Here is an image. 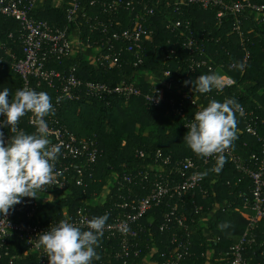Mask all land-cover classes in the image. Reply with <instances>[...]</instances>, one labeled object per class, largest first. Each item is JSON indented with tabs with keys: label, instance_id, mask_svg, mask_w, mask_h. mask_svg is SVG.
I'll list each match as a JSON object with an SVG mask.
<instances>
[{
	"label": "trees",
	"instance_id": "trees-1",
	"mask_svg": "<svg viewBox=\"0 0 264 264\" xmlns=\"http://www.w3.org/2000/svg\"><path fill=\"white\" fill-rule=\"evenodd\" d=\"M92 1H96L95 6H91ZM110 1L113 0H84L85 11L93 18L110 21L114 17L108 13L103 14L99 5L100 2ZM124 1L131 2L136 13L146 6L154 9V14L146 15L144 22L152 36L141 46L144 55L142 65L135 68L133 55L124 50L122 58L127 63L121 69H101L82 55H72L62 62L54 63L52 67L63 73H68L73 66L77 67L76 76L83 83L96 82L113 88L124 81L136 83L138 80L141 96L125 99L119 95L93 97L82 94L80 99L59 101V94L55 90L33 84L35 91L46 92L51 97L55 113L47 117L49 121H60L79 139L96 144L100 150L96 164L86 175V185L74 186L70 197L41 206V218L45 221L62 220L65 218V209L74 216L79 209L89 208L91 219L110 211L107 213V223H110L114 215L121 212L117 205L124 203L125 199L134 202L135 197H130L129 188L140 197H145L158 182L166 181L171 185L182 182L183 178L176 171L177 166L193 159L201 166V187L182 198H168L164 205L154 208L143 218L141 224L144 231L136 242L138 247L135 250L140 254L138 257L133 254L130 264H142L152 253H155V259L158 260L162 254L174 248V236L184 235L183 229L172 225L171 230L161 232L151 223H163L164 215L170 213L169 206L176 205L180 212L186 213L188 225L193 232V247L187 264H207L208 253L211 251L212 264H231V249L240 242L254 216L251 210L253 184L227 158L219 174L211 171L216 161L203 165V158L192 153L183 141L188 129L176 109H181L179 104L182 95L189 94L196 105L186 101L183 108L192 122L194 114L211 100L223 102L234 98L239 107L245 109L246 115L241 116L237 112V138L229 148L247 163H250L253 155L260 157L264 148V27L258 24L251 10L238 15L228 14L219 19L221 9L218 7L205 10L195 4L177 5L178 0ZM251 1L256 5H264V0ZM135 12L122 10L116 19L123 25L117 28L108 26L106 33L101 29L99 33L91 34L90 24L83 21L84 34L93 38L96 35L109 37L126 29L136 16ZM38 18L61 28L69 25L65 11L53 2L46 5ZM238 20L241 26L236 30ZM171 22H181V27L176 28ZM191 33L197 43L189 50L185 44ZM0 44L8 52L0 53L5 59L0 66V90L7 88L14 97L18 89H24L23 79L15 74L11 66V55L23 58L22 28L15 20L2 15ZM193 61H206L207 65L193 68ZM239 65H243V69ZM210 73L224 74L234 81V85L219 92L214 89L200 94L195 90L196 79L199 75ZM137 76L140 78L135 80ZM161 92L165 102L160 105H154L146 99L147 95ZM173 99L175 107L171 105ZM250 123L256 125V135L246 132ZM18 127L27 133L34 131L27 123V115L20 119ZM5 133L9 137L12 135L7 128ZM159 153L161 159L158 158ZM166 159H170L169 164H165ZM139 173L148 175V180L126 185L120 190L118 183L124 176L136 178ZM108 187L109 194L105 198L104 190ZM99 199H103L104 203L95 205ZM212 213L214 216L210 217ZM224 224L229 226L221 228ZM255 234L257 243L248 249L245 257L249 264H264V221L259 223ZM112 243L115 250H120L118 241ZM111 244L108 238H101L98 248L100 259L95 264H123V261L110 259V256L115 255V252L109 250ZM26 252L27 246L13 239L9 259H6L5 264L11 259H15L14 264H37V259L26 256Z\"/></svg>",
	"mask_w": 264,
	"mask_h": 264
},
{
	"label": "built area",
	"instance_id": "built-area-1",
	"mask_svg": "<svg viewBox=\"0 0 264 264\" xmlns=\"http://www.w3.org/2000/svg\"><path fill=\"white\" fill-rule=\"evenodd\" d=\"M50 2L65 11L68 26L61 28L38 18ZM178 4H195L205 10L218 7L221 9L218 14L219 19L225 18L228 14L238 15L245 13L246 10H251L254 12L258 24L264 27V5L253 4L251 0L230 2H223L222 0H178ZM95 5L96 1H92L91 6ZM99 5L103 14L108 13L114 18H111L110 21H104L100 17H91L85 11L84 0H0V15L15 20L22 28L23 58L18 59L15 54L11 55L13 59L11 66L15 74L23 79L24 89L34 90V83L38 87L45 85L59 94V101L80 99L82 94L93 97H101L105 94L119 95L125 99L141 96L140 82L137 80L140 76L135 77L136 83L124 81L113 88L102 83H83L76 76L77 67H71L68 73H63L52 67L54 63L62 62L72 55H82L83 58L101 69L107 71L121 69L127 63L122 58L124 50L133 55V66L135 68L143 64L144 55L141 46L146 39H150L152 36V33L146 29L144 22L146 15L154 14V9H149L146 6L136 13L133 4L124 0L100 2ZM125 9L131 13H136L126 29L115 32L109 37L96 35L101 29H104L103 32L106 33L108 26L111 28L121 27L123 23L116 19V15ZM83 21L90 24L91 34L96 33L94 38L87 37L84 34ZM73 25H75V28H73ZM171 25L178 28L181 27V22H171ZM240 26L241 21L238 20L236 30H239ZM187 40L185 46L187 49L192 50L197 43L192 33ZM121 46L124 47L120 49ZM1 52L8 54L7 48L2 44H0ZM4 60V57L0 54V66L3 65ZM206 65V61H193V68H201ZM210 70H212L211 67ZM222 76L224 77L223 88L234 85V81L230 77L224 74ZM181 98L182 102L179 104L181 109H176V113L188 125L191 121L187 118L183 105L186 101H190L193 105H196V102L189 94L184 93ZM146 99L154 105L165 102L163 92L157 95H147ZM174 102L173 99L171 105L175 107ZM237 112L241 116L246 115L244 108L239 107ZM0 119H3V117H0ZM46 119L49 124L50 134L48 138L51 144L61 146V155L55 163V185L46 186L45 191L38 193L39 198H23L20 204L15 205L5 217L0 218V264H5L6 259H9V250L13 239L19 240L27 246L25 255L35 257L37 264H48L47 257L35 247V239L38 235L43 234L50 225L54 226L60 220H43L40 208L70 197L73 194L74 186H85L86 175L100 156V150L96 144L85 139H79L67 127L61 125L60 121H49L47 117ZM27 123L35 131L31 113L27 115ZM186 129L188 128L186 127ZM2 131L5 134V140H7L9 136L6 135L5 129H2ZM246 132L250 135H256V125L248 124ZM223 154L253 184L251 210L254 216L249 229L240 242L231 249L233 258L231 264H249L245 253L257 243L255 230L259 223L264 221V148L260 157L257 155L251 157L250 163L236 156L230 148ZM158 158H162L161 153L158 154ZM214 161L215 157L203 158V165H209ZM164 162L169 164L170 159H166ZM200 168L201 166L193 159L181 162L176 171L183 178L182 182L174 185L166 181L158 182L145 197H140L129 188L130 197H135L134 202L125 199L124 203L117 205L121 212L117 216L114 215L113 220L105 226L103 237L108 238L110 244L112 241H118L120 247V250H115V245L113 243L110 245V252H115V255L110 256V259L123 261V264H130L133 254H135V257L139 256L140 252H135V250L138 247L136 242L144 231L141 224L143 218L154 208L164 205L168 198H182L189 192L200 188L203 183ZM145 180H148V175L139 173L136 178L124 176L118 185L121 190L126 185H135V183L138 184ZM109 190V187L104 190L105 198L108 197ZM103 203V199L95 201V205H102ZM169 207L170 213L164 215V222H154L151 223L152 226L156 225L161 232H164L171 230V226L174 225L182 228L184 235L175 234L174 248L168 253L162 254L160 259H155V253H152L142 264H187V258L190 256L193 247L191 240L193 232L188 225L186 213L184 211L180 212L177 205ZM64 213L65 218H70L72 222L78 225L81 220H91V210L89 208L79 209L74 216L69 214L68 209H65ZM107 213L111 212L108 211ZM212 216H214V213L210 215V217ZM154 220L156 221L155 217ZM98 248L96 249L97 253ZM212 253V251L208 253L209 261L207 264H212L210 262ZM203 257H205V254ZM14 260H9L7 264H14ZM98 261H94L93 264Z\"/></svg>",
	"mask_w": 264,
	"mask_h": 264
},
{
	"label": "clouds",
	"instance_id": "clouds-1",
	"mask_svg": "<svg viewBox=\"0 0 264 264\" xmlns=\"http://www.w3.org/2000/svg\"><path fill=\"white\" fill-rule=\"evenodd\" d=\"M239 67L243 69V65ZM223 87L224 77L217 73L199 75L195 83V90L200 94L214 89L219 92ZM238 108L234 98L223 102L213 99L186 125L188 131L183 138L186 146L197 157H215L211 171L216 174L226 163L223 153L237 138ZM29 113L35 128L31 133L18 127L20 119ZM54 113L51 97L46 92L18 89L12 97L9 89L0 90V117H3L0 119V218L23 198H39L38 193L45 191L46 186L55 185V163L61 155V146L51 144L46 119ZM5 128L12 134L7 140L2 131ZM108 219L106 213L81 220L78 225L65 218L38 235L35 247L47 257L48 264H93L100 259L96 249Z\"/></svg>",
	"mask_w": 264,
	"mask_h": 264
},
{
	"label": "rangeland",
	"instance_id": "rangeland-1",
	"mask_svg": "<svg viewBox=\"0 0 264 264\" xmlns=\"http://www.w3.org/2000/svg\"><path fill=\"white\" fill-rule=\"evenodd\" d=\"M146 80V79H145Z\"/></svg>",
	"mask_w": 264,
	"mask_h": 264
}]
</instances>
